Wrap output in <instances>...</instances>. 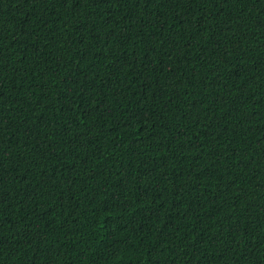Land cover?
<instances>
[{
    "label": "trees",
    "instance_id": "trees-1",
    "mask_svg": "<svg viewBox=\"0 0 264 264\" xmlns=\"http://www.w3.org/2000/svg\"><path fill=\"white\" fill-rule=\"evenodd\" d=\"M0 264H264V0H0Z\"/></svg>",
    "mask_w": 264,
    "mask_h": 264
}]
</instances>
